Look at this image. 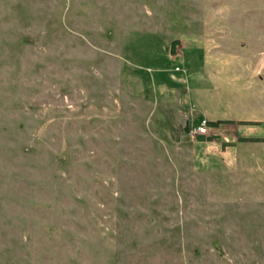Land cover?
<instances>
[{"label":"rangeland","instance_id":"rangeland-1","mask_svg":"<svg viewBox=\"0 0 264 264\" xmlns=\"http://www.w3.org/2000/svg\"><path fill=\"white\" fill-rule=\"evenodd\" d=\"M0 264H264V0H0Z\"/></svg>","mask_w":264,"mask_h":264},{"label":"built area","instance_id":"built-area-1","mask_svg":"<svg viewBox=\"0 0 264 264\" xmlns=\"http://www.w3.org/2000/svg\"><path fill=\"white\" fill-rule=\"evenodd\" d=\"M207 130V121L201 120L199 124L197 123L195 125H191L187 131L190 137H200L207 135Z\"/></svg>","mask_w":264,"mask_h":264},{"label":"trees","instance_id":"trees-1","mask_svg":"<svg viewBox=\"0 0 264 264\" xmlns=\"http://www.w3.org/2000/svg\"><path fill=\"white\" fill-rule=\"evenodd\" d=\"M242 122H245V121H242ZM246 122H247V121H246ZM207 124H208V125H211V126H215V123H214V122H210V121H208ZM247 124H255V122H249V121H248ZM253 140H254V139H253ZM255 140H257V139H255Z\"/></svg>","mask_w":264,"mask_h":264}]
</instances>
